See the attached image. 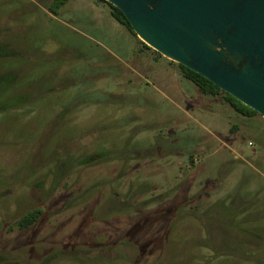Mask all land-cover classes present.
<instances>
[{
    "label": "rangeland",
    "instance_id": "rangeland-1",
    "mask_svg": "<svg viewBox=\"0 0 264 264\" xmlns=\"http://www.w3.org/2000/svg\"><path fill=\"white\" fill-rule=\"evenodd\" d=\"M51 1L0 0V105L9 106L0 113V264H134L137 242L168 230L174 244L164 251L179 256L210 224L233 244L190 247L183 264H264V118L222 94L218 104L201 92L179 99L158 69L137 77L87 35L100 16L86 0H68L56 16ZM121 139L143 158L114 159ZM228 202L233 213L209 217ZM172 206L182 216L163 215L131 241L137 217ZM34 208L38 220L19 229ZM151 249L136 264H160Z\"/></svg>",
    "mask_w": 264,
    "mask_h": 264
},
{
    "label": "water",
    "instance_id": "water-1",
    "mask_svg": "<svg viewBox=\"0 0 264 264\" xmlns=\"http://www.w3.org/2000/svg\"><path fill=\"white\" fill-rule=\"evenodd\" d=\"M163 57L264 118V0H105Z\"/></svg>",
    "mask_w": 264,
    "mask_h": 264
},
{
    "label": "trees",
    "instance_id": "trees-1",
    "mask_svg": "<svg viewBox=\"0 0 264 264\" xmlns=\"http://www.w3.org/2000/svg\"><path fill=\"white\" fill-rule=\"evenodd\" d=\"M67 0H52L51 4H50V12L52 14H54L55 16L58 14V9L60 8V6L62 4H64ZM104 4H106L109 7V11L111 16L118 21L119 23H121L123 26H125L132 34L135 35V33L133 32L128 20L125 18L124 14L116 7H114L113 5L109 4L108 2H106L105 0H98ZM139 42L141 43V45L144 48L150 49L152 50L150 47H148L146 44H144L141 40H139ZM154 53L160 55L159 53H157L156 51L152 50ZM1 57V56H0ZM177 65L179 66L183 76L188 79L189 81H191L193 84H195L204 94H209V95H218V94H222L224 99L226 101H228L231 106L239 113H241L242 115L245 116H250V115H254V114H258L256 111H254L253 109L247 107L246 105H244L243 103L239 102L237 99H235L234 97H232L230 94L222 91L218 86H216L215 84H213L211 81H209L208 79H206L204 76H202L201 74L183 66L177 63ZM9 106H7L6 104H2L0 105V113H4L7 108ZM66 110L63 109L62 112H59L57 114H54L53 116L55 118L60 117L63 115V113ZM95 130L94 128H91V131ZM85 133H89L88 131L82 132V135ZM127 141V140H126ZM119 144L121 147L120 150L123 149L124 154L121 152H116L114 155V159H119V160H123V162H129L132 161V159H142L143 156L139 155V152H136L135 148L133 145L132 147H128V145L126 144V142L124 143L123 139H121L119 141ZM132 150V155L127 157V153L128 150ZM127 151V152H126ZM121 153V154H120ZM94 157V154H89L83 157V159H81L79 162L80 164H88V163H92V158ZM162 157V156H161ZM148 158H150V156H148ZM192 155H189V160H191ZM144 160V159H143ZM125 163L123 164L122 170L125 168L124 166L126 165ZM148 186V185H147ZM147 186H144L143 189H139L140 193H144L146 192L148 189ZM142 188V187H140ZM199 197V195L196 196L195 199H197ZM129 198V196H128ZM231 199H234V197H232ZM190 201V200H189ZM118 202V201H116ZM115 206H113V210L114 211H119L121 209L127 208L129 209V205L126 204H121L118 205V203H114ZM232 204L230 202L227 203V205H222L221 203H216L215 204V208L212 209L209 214V217H218L221 214H224L225 210H231V213L234 212L233 208H232ZM220 207H223L222 209H220ZM176 209L172 207H164V208H157L153 211H146L147 214H152L155 215L156 217H137L136 220L129 226V228L127 229V233L128 236L130 237V239H132L131 241H133V239L135 238V236L138 233V230L142 227H144L145 225L148 224H152V222H162L166 219L163 218V215H167V217H172L173 215L176 214L177 217L182 216L181 212L176 213ZM41 211L38 208H34L31 210L26 211L17 221H16V226L19 229H25L28 228L29 226L33 225L39 218ZM137 213V212H136ZM166 217V216H165ZM234 217V216H232ZM173 217L170 220H166L167 222L171 221L172 222ZM165 222V221H164ZM235 222H237V225L240 226V223L235 220ZM212 223V222H211ZM170 225H172L171 223H169ZM241 227V226H240ZM216 232V233H214ZM218 234V235H217ZM251 234V233H250ZM169 238H171V234L170 231H164V233L160 234V235H156L153 237V239L151 240L152 242L149 243L148 241L142 242L138 241L137 245H136V252H137V256L136 258H134L133 263L136 264L139 262V259L142 256L147 255L148 253L153 252L154 250L151 249L153 247L156 246V250H159V252L162 253V258H161V262L160 264H183V262L185 260H187L189 258V251L188 249L191 248H197L198 244H200V240H198L197 238H190L187 239L185 241H182V245L185 246L187 249L184 250V252L182 254H180L178 256L177 251L174 250V248H170L169 251H164V247L167 245V241H169ZM253 238V237H252ZM234 238L229 235V232L227 233L226 230L222 227V226H213L211 227V224L209 225V232H207V235L203 238L202 243L200 244L199 247L201 248H224V247H228L227 245L233 244V240ZM177 242H180L181 239L177 238ZM130 241V242H131ZM169 242H173V241H169ZM176 242V243H177ZM217 242V243H216ZM174 244V242H173ZM172 245V244H171ZM159 247V248H158ZM155 249V248H154ZM215 251V249H213ZM217 252V251H216ZM177 257H181L180 259H176ZM8 264H16L14 262L8 263Z\"/></svg>",
    "mask_w": 264,
    "mask_h": 264
},
{
    "label": "crops",
    "instance_id": "crops-1",
    "mask_svg": "<svg viewBox=\"0 0 264 264\" xmlns=\"http://www.w3.org/2000/svg\"><path fill=\"white\" fill-rule=\"evenodd\" d=\"M86 1L88 6L95 9L97 15L100 16L94 22L88 23L89 34L87 35L108 47L107 53L119 62L123 69L135 72L136 76L139 75L137 73L149 72L153 69L167 73L171 79L168 85L173 89L174 95L179 99L184 98L187 102L199 95L200 92L203 93L195 84L183 76L176 62L144 48L136 35L111 16L106 4L98 0ZM203 96L208 98V96ZM210 96L212 102L218 104L217 95Z\"/></svg>",
    "mask_w": 264,
    "mask_h": 264
}]
</instances>
